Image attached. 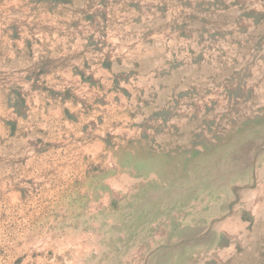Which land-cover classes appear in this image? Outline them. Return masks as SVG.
I'll return each mask as SVG.
<instances>
[{
	"label": "rangeland",
	"instance_id": "1",
	"mask_svg": "<svg viewBox=\"0 0 264 264\" xmlns=\"http://www.w3.org/2000/svg\"><path fill=\"white\" fill-rule=\"evenodd\" d=\"M0 264H264V0H0Z\"/></svg>",
	"mask_w": 264,
	"mask_h": 264
}]
</instances>
